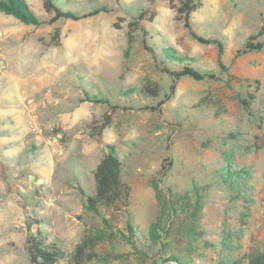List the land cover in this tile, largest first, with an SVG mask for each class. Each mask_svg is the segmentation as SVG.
<instances>
[{
	"label": "rangeland",
	"instance_id": "1",
	"mask_svg": "<svg viewBox=\"0 0 264 264\" xmlns=\"http://www.w3.org/2000/svg\"><path fill=\"white\" fill-rule=\"evenodd\" d=\"M24 1L42 22L51 17L43 0ZM63 2L79 20L34 26L0 11V264H33L37 233L65 252L61 264L77 254L79 264H177L171 254L215 264L264 249V50L237 55L264 25V0H202L192 16L199 35L223 44L227 71L217 45L193 39L165 4ZM99 6L110 11L90 16ZM147 8L158 16L139 20ZM186 65L218 79L182 78L168 99L173 78L161 68ZM107 143L131 193L127 206H100L105 224L81 190L94 193ZM227 170L247 175L231 185ZM197 199L191 253L174 233L162 251L151 225L173 222V205L177 224Z\"/></svg>",
	"mask_w": 264,
	"mask_h": 264
},
{
	"label": "trees",
	"instance_id": "2",
	"mask_svg": "<svg viewBox=\"0 0 264 264\" xmlns=\"http://www.w3.org/2000/svg\"><path fill=\"white\" fill-rule=\"evenodd\" d=\"M45 11L51 15L48 20L41 21L40 18L31 10V8L26 4L24 0H0V11L12 15L22 21L27 25L38 26L41 24H53L60 19H72L79 20L75 12L67 10L64 7V0H43ZM152 5L159 3L165 4L169 9L176 13V18L182 21L184 27L188 30L190 36L204 45L215 44L218 47L219 56V67L221 70H226L227 68L222 61L224 55V46L217 39L205 38L199 35L192 25V16L197 13L202 8V0H149ZM110 9L105 6H99L95 8L91 15H98L102 12H109ZM159 12L155 9L147 8L142 10L139 15V20H144L148 17V21H152L158 16ZM87 17V16H85ZM148 32L144 31V36H147ZM264 36V25L258 31L256 35L251 36L245 44L242 50H239L237 55H245L252 52H261L264 50V41L259 40ZM132 36H129V40L132 41ZM144 47L149 51L155 60H157V54L152 47L147 44L146 38L143 40ZM164 54L171 61L183 62L186 61L184 57L178 56L171 48L164 47ZM163 64V63H162ZM161 71L165 74L170 75L173 78V83L170 87V94L167 96L170 99L176 90L177 82L182 78L190 77L197 81H203L205 79L217 80V76L210 72H202L191 65H186L182 67L181 70H171L167 67L161 68ZM254 99V96H249ZM89 101L100 102L92 98H88ZM165 101L159 103V105L164 104ZM242 103L247 107L249 103L246 100H242ZM163 169H165L163 167ZM123 163L119 157L117 148L115 145L107 143L105 144L104 156L98 165L93 170L95 189L94 193L87 192L82 188L81 193L86 199L87 207L90 211L95 213L97 216L101 217L105 224L108 223L107 219L104 217L100 206L106 205L108 207L121 203L127 206L130 199L131 188L122 179ZM247 175L243 172L231 173L227 170L224 176V183H229L234 185L239 183L238 177L240 175ZM238 185V184H236ZM199 199L193 204L192 211L176 224V217L180 213L179 209H176L173 205L170 208L171 215L175 220L169 225L162 226L160 220L151 225L149 230V235L154 242H157L161 246V250L164 251L170 245L167 239L174 233L178 236V239L185 245L184 250L189 254L192 251L193 242L197 240V237L201 234L197 232L199 225L198 215L201 212L202 206ZM187 210V209H186ZM186 210L183 213H186ZM36 221V220H34ZM162 221V220H161ZM36 223V222H35ZM38 223V222H37ZM31 226H29V230ZM163 233V235L161 234ZM27 251L30 256V260L33 264H61L65 259V252L56 243H47V239L42 233L29 234L28 236V246ZM80 253V249L78 250ZM186 256V255H185ZM180 254H171L168 256L166 261L175 262L177 264H194L192 259L185 257ZM71 264H79V255L74 256ZM215 264H264V249L260 247L253 246L249 248L244 254L232 257L229 261H219Z\"/></svg>",
	"mask_w": 264,
	"mask_h": 264
},
{
	"label": "built area",
	"instance_id": "3",
	"mask_svg": "<svg viewBox=\"0 0 264 264\" xmlns=\"http://www.w3.org/2000/svg\"><path fill=\"white\" fill-rule=\"evenodd\" d=\"M30 127H31V129H35V124L31 123Z\"/></svg>",
	"mask_w": 264,
	"mask_h": 264
}]
</instances>
